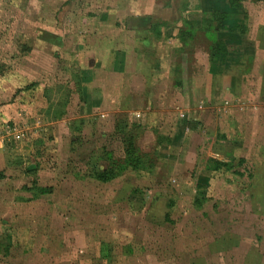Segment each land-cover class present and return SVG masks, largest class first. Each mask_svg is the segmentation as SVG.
Segmentation results:
<instances>
[{
    "label": "rangeland",
    "instance_id": "obj_1",
    "mask_svg": "<svg viewBox=\"0 0 264 264\" xmlns=\"http://www.w3.org/2000/svg\"><path fill=\"white\" fill-rule=\"evenodd\" d=\"M0 264H264V0H0Z\"/></svg>",
    "mask_w": 264,
    "mask_h": 264
},
{
    "label": "trees",
    "instance_id": "obj_2",
    "mask_svg": "<svg viewBox=\"0 0 264 264\" xmlns=\"http://www.w3.org/2000/svg\"><path fill=\"white\" fill-rule=\"evenodd\" d=\"M226 16H227V14H225V13H221V14H217L216 15V17L217 18L219 17V19H223ZM231 27H234V26L231 25ZM225 52H226L225 45L223 44L222 41H218L217 44L215 46H213L212 55L214 57V61H216V60L219 61L221 56H222V54H224ZM126 147H127V150H128L130 148V145L127 144ZM208 161H209V163H214L215 166H218L221 163L219 160L214 159V158H209ZM113 176H114L113 173H110V175H109V174H107V171H104V172L99 173V174H95V177L97 179H100L101 181L107 180V179H109V178H111ZM202 200H203V196H202L201 192H199V195H195V199H194L193 205L195 207L201 206Z\"/></svg>",
    "mask_w": 264,
    "mask_h": 264
}]
</instances>
